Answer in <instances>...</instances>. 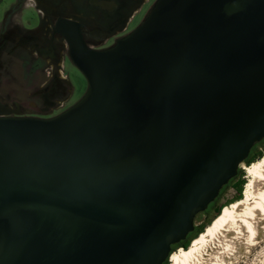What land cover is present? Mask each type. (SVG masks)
<instances>
[{
	"label": "water",
	"instance_id": "1",
	"mask_svg": "<svg viewBox=\"0 0 264 264\" xmlns=\"http://www.w3.org/2000/svg\"><path fill=\"white\" fill-rule=\"evenodd\" d=\"M51 119L0 117V264H165L264 140V0H158Z\"/></svg>",
	"mask_w": 264,
	"mask_h": 264
},
{
	"label": "flooded vegetation",
	"instance_id": "2",
	"mask_svg": "<svg viewBox=\"0 0 264 264\" xmlns=\"http://www.w3.org/2000/svg\"><path fill=\"white\" fill-rule=\"evenodd\" d=\"M157 1L0 0V117L51 119L69 110L87 90L80 94L68 65L87 80L71 59L62 29L76 27L88 47L106 50L135 31ZM16 71H21L25 92L10 85L17 80ZM259 144L261 150L249 161L264 151V140ZM213 211L218 213L219 207Z\"/></svg>",
	"mask_w": 264,
	"mask_h": 264
},
{
	"label": "bare ground",
	"instance_id": "3",
	"mask_svg": "<svg viewBox=\"0 0 264 264\" xmlns=\"http://www.w3.org/2000/svg\"><path fill=\"white\" fill-rule=\"evenodd\" d=\"M244 168L248 171L244 197L223 208L188 249L181 248L171 255L172 264H219L226 260V254L233 256L234 249L256 245L264 229V156Z\"/></svg>",
	"mask_w": 264,
	"mask_h": 264
},
{
	"label": "rangeland",
	"instance_id": "4",
	"mask_svg": "<svg viewBox=\"0 0 264 264\" xmlns=\"http://www.w3.org/2000/svg\"><path fill=\"white\" fill-rule=\"evenodd\" d=\"M67 71L70 75V78L72 80V82H74V84L76 83V87L77 89L80 91V94L82 95V93L86 92L87 89V81H83V77L82 75L72 66V65H68L67 67ZM21 71H16V76L13 83H11V87L19 92L22 93V91L25 92V89L23 88L24 85V81L21 80V75H20ZM22 74V73H21ZM82 79V81H81ZM259 150H261V145H259L254 152H258ZM262 156H264V151L261 152ZM253 155V154H252ZM260 159V158H259ZM248 166L246 163L240 168L239 173L242 176V180L245 181V185L244 188L242 190V198L244 197V191H245V187L248 183V171L244 168ZM237 182L234 181L230 184L227 185V187L225 189H223L220 193V196L218 198V200L216 201V204L214 206H218L219 207V211L218 213H214L213 211V207H210L209 211L207 212H202V214H199L196 219H195V230L193 233H191V242L189 244V247L191 246V244L193 243V241L199 237L201 235L202 232H204L208 226H210L212 224V222L222 213L223 208H225L226 206L241 200L237 189L234 187V185L236 186ZM264 184H261V188L264 189ZM263 233L259 234L256 240V245L252 246L251 248H245L242 250H239L238 248L234 249V255L230 257V255H225V259L223 262H220L219 264H264V229L262 231ZM190 239V237H189ZM242 243V241L240 242ZM181 248H176L175 251H173L172 255L178 251H180ZM229 256V257H228ZM237 257H239V259L235 260ZM229 258V259H228ZM216 260V259H215ZM215 260H213L212 262H215ZM210 264V262H208ZM168 264H172L171 262V257L168 261Z\"/></svg>",
	"mask_w": 264,
	"mask_h": 264
},
{
	"label": "trees",
	"instance_id": "5",
	"mask_svg": "<svg viewBox=\"0 0 264 264\" xmlns=\"http://www.w3.org/2000/svg\"><path fill=\"white\" fill-rule=\"evenodd\" d=\"M259 145H261V144H257V145L254 147V149L252 150V152H251V154H250V157L252 156L254 150H255ZM261 156H262V153L260 154V156H259L258 158H254V159H252V160H250V161H249V159H248V160L246 161V164H247L248 166H250L252 163H254V162L260 160V159L262 158ZM259 158H260V159H259ZM237 176H240V178H241L240 182H238V183L236 184V186L238 187V188H237V192H238V195H239V197H240V199H241V198H242V190H243V188H244L245 181L242 180V176H241L240 173H238ZM237 179H238V177H235L234 179H232V180L230 181V183H232V182H234V181H237ZM230 183H229V184H230ZM226 187H227V185H226L223 189H225ZM216 201H217V200H216ZM189 237H190V239H189ZM189 237H188V239H187L185 242H182L181 244H178V245L174 246L173 249H172V251H175L176 248L188 249V248H189V244H190V242H191V234L189 235ZM165 264H168V261H167Z\"/></svg>",
	"mask_w": 264,
	"mask_h": 264
}]
</instances>
